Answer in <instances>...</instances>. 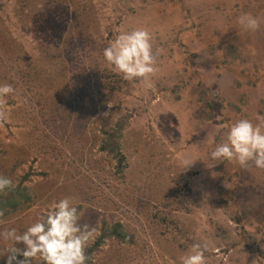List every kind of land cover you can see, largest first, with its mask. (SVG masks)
I'll use <instances>...</instances> for the list:
<instances>
[{"label":"rangeland","instance_id":"obj_1","mask_svg":"<svg viewBox=\"0 0 264 264\" xmlns=\"http://www.w3.org/2000/svg\"><path fill=\"white\" fill-rule=\"evenodd\" d=\"M137 28L157 53L151 89L102 55ZM0 83L14 89L0 175L31 196L0 231L69 197L95 229L86 253L116 223L131 236L106 237L87 264H180L193 243L206 264H264V170L208 168L232 122L264 125V0H0Z\"/></svg>","mask_w":264,"mask_h":264},{"label":"clouds","instance_id":"obj_2","mask_svg":"<svg viewBox=\"0 0 264 264\" xmlns=\"http://www.w3.org/2000/svg\"><path fill=\"white\" fill-rule=\"evenodd\" d=\"M237 23L255 32L261 20L244 13L237 17ZM152 40V34L143 28L119 31L103 48V59L123 80L142 81L146 89H151L157 58ZM13 93L11 84L0 83V106L6 105ZM208 159L212 162L208 168L234 161L242 168L264 170V125L248 119L235 120L227 127L223 140L208 153ZM195 160L199 159H185L182 169ZM14 186L11 179L0 175V193ZM82 215V207L64 197L53 201L22 231L15 227L0 231V239L6 241L0 250L3 264H87L86 249L95 237V229L80 223ZM207 251L206 244L193 243L180 264H206Z\"/></svg>","mask_w":264,"mask_h":264},{"label":"trees","instance_id":"obj_3","mask_svg":"<svg viewBox=\"0 0 264 264\" xmlns=\"http://www.w3.org/2000/svg\"><path fill=\"white\" fill-rule=\"evenodd\" d=\"M109 144L114 145V142L111 141ZM114 147L115 146H113L111 150H113ZM30 199L31 196L27 193L25 187H21V184L0 193V216H6L8 213L19 209L22 205L29 202ZM106 237H116L122 242L131 241V236L122 229L121 224L116 223L111 229L106 230L105 228L102 230V233L96 240L94 246L89 248L86 255L88 256L91 251L97 249Z\"/></svg>","mask_w":264,"mask_h":264}]
</instances>
